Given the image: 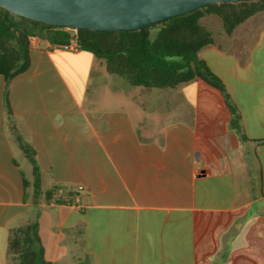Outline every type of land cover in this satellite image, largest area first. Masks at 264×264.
<instances>
[{"label":"crops","instance_id":"crops-1","mask_svg":"<svg viewBox=\"0 0 264 264\" xmlns=\"http://www.w3.org/2000/svg\"><path fill=\"white\" fill-rule=\"evenodd\" d=\"M258 14L231 36L222 21L214 30V15L202 20L214 42L199 57L223 83L239 133L202 80L134 87L91 53L31 38L28 71L0 77V264H17L10 234L34 222L51 264H264ZM18 137L35 154L38 207Z\"/></svg>","mask_w":264,"mask_h":264},{"label":"trees","instance_id":"trees-1","mask_svg":"<svg viewBox=\"0 0 264 264\" xmlns=\"http://www.w3.org/2000/svg\"><path fill=\"white\" fill-rule=\"evenodd\" d=\"M258 13L264 14V0L222 3L172 18L143 31L106 32L70 30L25 18L17 23L0 8V77L10 82L28 71L31 66L30 40L33 37L59 46L76 43L79 50L93 54L103 63L107 73L125 78L134 87L165 90L196 80L206 82L222 93L233 116L231 129L239 133L236 110L223 83L199 57L202 49L214 42L212 33L202 20L206 15L217 16L226 34L231 36L240 25ZM75 36L77 40L73 41ZM18 143L34 166L38 207L40 175L35 154L21 137H18ZM52 195L53 192L46 197L50 199ZM43 252L37 222L12 230L8 256L17 264H51L43 259Z\"/></svg>","mask_w":264,"mask_h":264},{"label":"water","instance_id":"water-1","mask_svg":"<svg viewBox=\"0 0 264 264\" xmlns=\"http://www.w3.org/2000/svg\"><path fill=\"white\" fill-rule=\"evenodd\" d=\"M257 1L260 0H0V8L17 23L25 18L70 30L126 32L143 31L210 5ZM72 40L76 41V36Z\"/></svg>","mask_w":264,"mask_h":264},{"label":"rangeland","instance_id":"rangeland-1","mask_svg":"<svg viewBox=\"0 0 264 264\" xmlns=\"http://www.w3.org/2000/svg\"><path fill=\"white\" fill-rule=\"evenodd\" d=\"M263 14L262 13H260V14H258V16H262ZM213 18H214V20H215V23H214V25L212 26L213 28H214V30L215 29H219L220 28V26H221V20H220V18H218V17H216V16H213ZM205 24H206V21H205ZM104 66V65H103ZM105 67V66H104ZM120 77V76H119ZM123 80H126L125 78H123V77H121ZM128 82V81H127ZM130 84V83H129ZM133 86V85H132Z\"/></svg>","mask_w":264,"mask_h":264},{"label":"built area","instance_id":"built-area-1","mask_svg":"<svg viewBox=\"0 0 264 264\" xmlns=\"http://www.w3.org/2000/svg\"><path fill=\"white\" fill-rule=\"evenodd\" d=\"M65 49H67V50H76V49H78V46H65Z\"/></svg>","mask_w":264,"mask_h":264}]
</instances>
